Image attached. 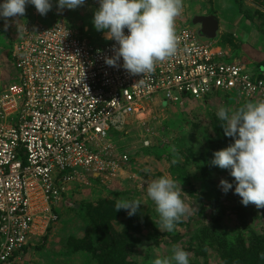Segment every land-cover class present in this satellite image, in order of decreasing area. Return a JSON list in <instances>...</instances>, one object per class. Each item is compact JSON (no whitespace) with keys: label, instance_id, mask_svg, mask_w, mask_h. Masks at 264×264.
<instances>
[{"label":"rangeland","instance_id":"374dc122","mask_svg":"<svg viewBox=\"0 0 264 264\" xmlns=\"http://www.w3.org/2000/svg\"><path fill=\"white\" fill-rule=\"evenodd\" d=\"M237 1L256 23L250 38L258 41L257 47L252 46L248 37L238 35V48L249 59L263 61L264 0ZM4 2L0 0V4ZM211 2L183 0L175 24H191L206 40L195 19L210 13ZM50 3L51 10L43 16L31 3L23 16H0V90L16 80L11 53L24 25L65 23L86 31L97 44L107 41V29L97 31L93 24L99 0H84L75 9H60L58 0ZM244 25L242 21L239 27ZM257 67L249 64L247 68L258 76ZM164 97L163 92L153 96L143 122L128 119L112 126L109 138L120 152L129 154L130 161L115 176L85 171L71 182L55 205L58 222L38 243V249L14 264H154L158 258L170 257L174 244L190 253L189 264L258 263L260 252L255 256V249L257 239L264 240V208L244 206L235 194L230 170L212 164L215 151L234 143V138L225 136L217 111L220 107L237 109L244 105L243 100L231 91L214 93L207 101L188 97L170 103ZM146 138L151 141L149 146L143 143ZM165 175L181 186V198L190 208L172 232L159 230L156 206L147 196L148 183ZM221 179L233 185L227 193L222 191ZM118 199H139L141 205L129 217L127 210L115 211Z\"/></svg>","mask_w":264,"mask_h":264},{"label":"built area","instance_id":"2783aa9c","mask_svg":"<svg viewBox=\"0 0 264 264\" xmlns=\"http://www.w3.org/2000/svg\"><path fill=\"white\" fill-rule=\"evenodd\" d=\"M175 27L177 54L145 78L129 74L122 57L115 66L105 62L119 47L114 40L97 44L65 23L21 28L11 53L16 80L0 90V264H14L39 245L77 177L115 176L130 161L109 132L129 118L143 122L155 94L170 103L227 91L244 104L264 99V72L255 76L228 60L222 46L189 24Z\"/></svg>","mask_w":264,"mask_h":264},{"label":"clouds","instance_id":"9594fccd","mask_svg":"<svg viewBox=\"0 0 264 264\" xmlns=\"http://www.w3.org/2000/svg\"><path fill=\"white\" fill-rule=\"evenodd\" d=\"M29 3L42 16L52 8L50 0H5L0 4V16L5 19L23 16ZM83 4L84 0H58L60 9H75ZM99 4L94 27L97 31L107 29L106 39L119 45L114 47V57L105 59L108 65L115 66L122 57L123 68L129 74H142L145 78L154 72L157 62L177 54L179 38L175 21L182 12L183 0H99ZM217 116L225 136L234 138V143L215 151L212 164L230 170L236 182L235 194L241 197L244 206L254 204L264 208V99L246 102L237 109L220 107ZM220 186L224 193L233 187L225 179L220 180ZM182 192L181 186L166 175L148 183L147 196L156 206L160 231L172 232L189 213V206L181 198ZM140 205L139 199H118L115 211L127 210L131 217ZM171 253L170 257L156 259L154 264H189L190 253L180 244H174Z\"/></svg>","mask_w":264,"mask_h":264},{"label":"crops","instance_id":"0c3cea01","mask_svg":"<svg viewBox=\"0 0 264 264\" xmlns=\"http://www.w3.org/2000/svg\"><path fill=\"white\" fill-rule=\"evenodd\" d=\"M207 16H213L218 20V28L211 36L206 34V37L224 48L228 60L242 63L247 67L249 64H257L259 72H264V60L259 62L251 60L244 56L245 54L238 48V40L236 41L238 35L248 37L249 42L253 44L252 46L257 47L258 41L251 40L250 38L254 32L256 23L244 14L237 0H212L210 13ZM240 21L245 22L243 28L239 27ZM258 27L261 28L260 26ZM199 30H201V27ZM259 50L262 51L261 48ZM129 120L136 123V120L133 118H129Z\"/></svg>","mask_w":264,"mask_h":264},{"label":"water","instance_id":"95a60500","mask_svg":"<svg viewBox=\"0 0 264 264\" xmlns=\"http://www.w3.org/2000/svg\"><path fill=\"white\" fill-rule=\"evenodd\" d=\"M201 23V30L204 34L210 35L213 34L218 28V20L213 16H202L199 19H195Z\"/></svg>","mask_w":264,"mask_h":264},{"label":"trees","instance_id":"16d2710c","mask_svg":"<svg viewBox=\"0 0 264 264\" xmlns=\"http://www.w3.org/2000/svg\"><path fill=\"white\" fill-rule=\"evenodd\" d=\"M257 241H258L259 247H258V249L257 248L255 249V256H256L257 251L260 253H258L259 258L257 259L258 263H256V264H264V258H262V253H264V240L257 239ZM257 241H256V243H257ZM39 247H40V245H37L36 249H38Z\"/></svg>","mask_w":264,"mask_h":264}]
</instances>
